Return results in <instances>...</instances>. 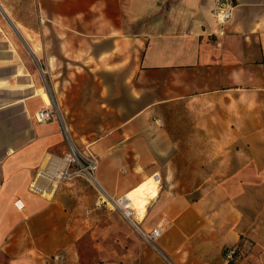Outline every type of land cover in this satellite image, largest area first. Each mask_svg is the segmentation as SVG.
<instances>
[{"label":"crops","instance_id":"0c3cea01","mask_svg":"<svg viewBox=\"0 0 264 264\" xmlns=\"http://www.w3.org/2000/svg\"><path fill=\"white\" fill-rule=\"evenodd\" d=\"M215 1L0 0L21 32L0 33V264H225L226 247L264 264V0H231L223 26ZM51 100L108 193L160 177L145 217L125 216L164 225L167 259L114 238L119 215L87 177L40 176L68 151L61 121L36 120ZM208 151L214 186H162Z\"/></svg>","mask_w":264,"mask_h":264},{"label":"built area","instance_id":"2783aa9c","mask_svg":"<svg viewBox=\"0 0 264 264\" xmlns=\"http://www.w3.org/2000/svg\"><path fill=\"white\" fill-rule=\"evenodd\" d=\"M235 4L231 0H216L213 7V14L217 21L223 26L227 21H229L233 16V10ZM54 100H51L46 106L41 107L36 112V120L39 122H49L58 119L62 122L63 131L68 140V151L62 158H52L53 162L51 166H54L56 170L55 178L57 181L70 180L78 175H83L87 177L93 184L97 185L100 190V196L96 202V206L100 207L102 205L112 206L115 208L117 200L119 197H115L108 193L105 188L100 184L97 179V171L99 168V159L91 151L82 150L76 141L73 139L72 134L63 119L62 113L57 110L54 105ZM47 166V165H46ZM46 169V167H45ZM47 172V171H46ZM41 174V172H40ZM47 175L50 177L47 173ZM34 188H38L36 183L33 185ZM39 189V188H38ZM19 202V201H18ZM117 206V205H116ZM119 207V206H118ZM122 209V208H121ZM123 210V209H122ZM124 213V212H123ZM128 217H134L132 213L127 214ZM139 234L141 235L144 242L152 246L154 249L159 251L166 259L167 255L159 244V239L163 233V224L160 223L152 229L146 230L140 227V225L134 221ZM235 247H229L225 254V264H230L231 260L238 258L239 254L235 258Z\"/></svg>","mask_w":264,"mask_h":264},{"label":"rangeland","instance_id":"374dc122","mask_svg":"<svg viewBox=\"0 0 264 264\" xmlns=\"http://www.w3.org/2000/svg\"><path fill=\"white\" fill-rule=\"evenodd\" d=\"M4 8L7 9L8 7L0 5V33H7L9 30H17L18 33H21L18 30L19 28L17 29L14 26V24L10 22V20H9V18L7 16V13L5 12ZM26 50H27V48L25 49V52H26ZM26 54L32 60V55H30L28 53H26ZM35 63H36V60H35ZM36 64H35V68H36L37 76L42 79L44 84L47 85V81L45 79L44 72H43L42 68L40 67V65H38V64L36 65ZM20 72L22 73L23 71L20 70ZM39 92H41V89L39 90ZM54 105L57 108V110L60 111V113H62L61 108H60V106H59L57 101L54 102ZM63 119H64V117H63ZM165 124L166 123H164V122H160L161 126H164ZM66 142L68 144V140L67 139H66ZM177 153L180 154V153H183V152L177 151ZM205 153L207 154V152H205ZM194 154L201 155V151H194ZM214 157H215V152L208 151V158L210 160V164L206 165V166H203V167L188 166V165H186V167H184L183 163H184L185 160H182V165L178 166V171L179 172H178L177 177H180V178L187 177L189 179L188 180H179V181L177 180V181H174L172 183H168V182H163L162 181V183H163L162 186H166L167 187L168 184L172 185L171 186L172 189L174 191H176V192L191 191V190H194L195 188H197L201 184H204L205 186H208V187L214 186L216 184L215 178H216V170H217L216 159ZM192 160L194 161V160H196V158L193 157ZM207 178H209V181L205 182V180ZM111 207L112 206H110V208ZM111 209H112V211H115V213H118V215H119L118 222L120 223V229H118L115 232V237L114 238L118 237L119 235H126V232L130 231V233H132L138 239H141V236H140L136 226L131 223V221L129 220L128 217L125 216V214L123 213V210L120 207L116 206V205H115V208L112 207ZM121 223H123V227L124 228H122ZM150 247L153 248L152 246H150ZM154 250H156V249H154ZM156 252L159 253L162 257H164L159 251L156 250ZM164 253H165V251H164ZM239 256L240 257L242 256L241 258L244 257V255H242L241 252H239Z\"/></svg>","mask_w":264,"mask_h":264},{"label":"bare ground","instance_id":"6f19581e","mask_svg":"<svg viewBox=\"0 0 264 264\" xmlns=\"http://www.w3.org/2000/svg\"><path fill=\"white\" fill-rule=\"evenodd\" d=\"M50 161H52V158ZM45 167L42 168L40 176H46L47 173L51 175V171L54 169V166H51V168L48 166V168H46V172ZM56 174L57 173L55 172V175ZM159 182V176L155 175L153 177H149L136 188L132 189L124 196H121V198L117 200L116 205L123 209L125 215L132 213L133 211V219H143L147 213V207H149L148 204L150 200L157 197L159 193Z\"/></svg>","mask_w":264,"mask_h":264},{"label":"trees","instance_id":"16d2710c","mask_svg":"<svg viewBox=\"0 0 264 264\" xmlns=\"http://www.w3.org/2000/svg\"><path fill=\"white\" fill-rule=\"evenodd\" d=\"M228 248H229V247H226V248H225V254H226ZM235 248H236V247H235ZM238 254H239V252H238V249L236 248V251H235V258H236V256H237ZM230 264H236V261H235V260H231Z\"/></svg>","mask_w":264,"mask_h":264}]
</instances>
